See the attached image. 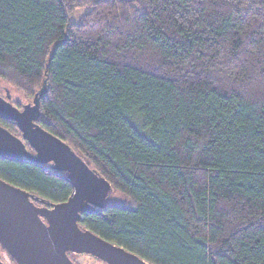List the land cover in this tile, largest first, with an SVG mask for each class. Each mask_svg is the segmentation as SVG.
<instances>
[{"label":"trees","instance_id":"obj_1","mask_svg":"<svg viewBox=\"0 0 264 264\" xmlns=\"http://www.w3.org/2000/svg\"><path fill=\"white\" fill-rule=\"evenodd\" d=\"M0 82L124 199L82 229L148 264H264V0H0ZM0 180L72 194L50 164L0 157Z\"/></svg>","mask_w":264,"mask_h":264},{"label":"water","instance_id":"obj_2","mask_svg":"<svg viewBox=\"0 0 264 264\" xmlns=\"http://www.w3.org/2000/svg\"><path fill=\"white\" fill-rule=\"evenodd\" d=\"M41 96L21 109L9 103L8 95L0 98V120L12 123L21 135L16 138L0 126V157L50 164L65 174L72 194L64 202L50 203L0 180V247L15 264H75L71 254L104 264H148L79 226L83 215L107 205L112 188L67 144L37 124Z\"/></svg>","mask_w":264,"mask_h":264},{"label":"rangeland","instance_id":"obj_3","mask_svg":"<svg viewBox=\"0 0 264 264\" xmlns=\"http://www.w3.org/2000/svg\"><path fill=\"white\" fill-rule=\"evenodd\" d=\"M89 1V0H88ZM79 12V11H78ZM80 12H83L80 11ZM1 83V82H0ZM2 87L5 86V84L1 83ZM7 94L9 97H11V100L14 102L15 100L21 104H28V102L25 100L24 94L18 93L14 89L6 86ZM124 199L117 195L116 193L111 194L107 201V205H118L124 203ZM70 259L75 263V264H104L98 260H95L89 256L86 255H75L71 254L69 255Z\"/></svg>","mask_w":264,"mask_h":264},{"label":"flooded vegetation","instance_id":"obj_4","mask_svg":"<svg viewBox=\"0 0 264 264\" xmlns=\"http://www.w3.org/2000/svg\"><path fill=\"white\" fill-rule=\"evenodd\" d=\"M7 90L6 88L0 83V98L2 99H6L7 97ZM9 103H11L14 107L18 108V109H21L22 106L19 107V105H17L16 103H14L12 100H11V97H9L8 99ZM2 123H6V121H2L0 120V126ZM7 124H11L10 122H7ZM36 206L38 207H42L41 204H36ZM0 262L1 264H15L11 258L8 256V254L0 247Z\"/></svg>","mask_w":264,"mask_h":264}]
</instances>
